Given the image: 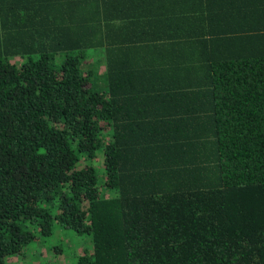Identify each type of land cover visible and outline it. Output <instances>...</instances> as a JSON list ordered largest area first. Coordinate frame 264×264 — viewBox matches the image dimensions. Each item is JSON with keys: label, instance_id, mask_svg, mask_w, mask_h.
Masks as SVG:
<instances>
[{"label": "trees", "instance_id": "1", "mask_svg": "<svg viewBox=\"0 0 264 264\" xmlns=\"http://www.w3.org/2000/svg\"><path fill=\"white\" fill-rule=\"evenodd\" d=\"M54 227L74 264H264V0H0V264Z\"/></svg>", "mask_w": 264, "mask_h": 264}, {"label": "rangeland", "instance_id": "2", "mask_svg": "<svg viewBox=\"0 0 264 264\" xmlns=\"http://www.w3.org/2000/svg\"><path fill=\"white\" fill-rule=\"evenodd\" d=\"M86 58L85 62H89L93 66L97 74V81L99 86L103 83L100 74V65L96 63L101 56L99 49H87L84 52ZM62 54L56 55V60ZM21 58L16 57L14 61H20ZM94 165L97 173L98 182L102 184L103 168L101 151L97 152L96 157L90 161ZM104 189V187H102ZM90 235L73 232L70 229L62 227H54L52 234L47 236H40L29 244L21 255L11 256L7 264H43L44 262H54L58 264H74L76 255L81 253L84 248L90 247Z\"/></svg>", "mask_w": 264, "mask_h": 264}]
</instances>
